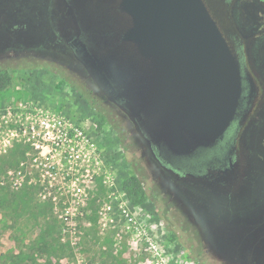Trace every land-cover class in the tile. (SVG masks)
<instances>
[{"label":"rangeland","instance_id":"rangeland-1","mask_svg":"<svg viewBox=\"0 0 264 264\" xmlns=\"http://www.w3.org/2000/svg\"><path fill=\"white\" fill-rule=\"evenodd\" d=\"M207 1L258 74L253 117L261 119L264 0ZM96 4L0 0V70L11 75L0 91V264H264V209L250 184L254 136L239 137L234 176L162 166L66 42L84 28L93 34ZM35 108L80 122L101 163L50 154L39 136L45 113ZM134 174L145 189L138 205L122 189Z\"/></svg>","mask_w":264,"mask_h":264},{"label":"water","instance_id":"water-1","mask_svg":"<svg viewBox=\"0 0 264 264\" xmlns=\"http://www.w3.org/2000/svg\"><path fill=\"white\" fill-rule=\"evenodd\" d=\"M116 6L123 25L115 29V44L146 69L139 108L147 110L149 127L176 145L184 129L199 137L221 135L236 115L242 73L207 2L118 0ZM66 42L93 79L105 73L104 61L84 41L69 36Z\"/></svg>","mask_w":264,"mask_h":264},{"label":"flooded vegetation","instance_id":"flooded-vegetation-1","mask_svg":"<svg viewBox=\"0 0 264 264\" xmlns=\"http://www.w3.org/2000/svg\"><path fill=\"white\" fill-rule=\"evenodd\" d=\"M205 1L230 45L238 54L242 73L243 90L236 115L221 135L199 137L184 129L183 139L180 145H176L168 137L157 135L149 127L150 118L147 110L144 107L139 108L144 99L143 90L136 79L144 68L143 64L136 58H134L135 64H132V61L125 62L127 56L122 52L117 53L120 49L115 44L114 33L116 27L119 29L123 25L116 6L118 0H85L87 3L96 2L97 4L92 7L100 12L101 16L94 23L96 29L94 28L93 34L89 35L88 28L83 27L80 34L73 32L70 35L71 41H84L89 49L104 61L105 73H97L94 78L101 92L122 110L124 116L129 119L130 131L140 135L158 162L177 174H187L200 179H209L225 173L234 176L238 157L237 141L243 131L253 135L254 138L248 141L249 155L252 153L249 163L250 184L254 191L252 196L256 206L262 210L264 209V130L262 129L264 117L261 119L253 117L261 100L258 74L251 69L243 43L236 32L230 27L226 28L209 2ZM249 77L255 83V89ZM259 107L264 112V107ZM256 127L261 128L258 132L252 133Z\"/></svg>","mask_w":264,"mask_h":264},{"label":"built area","instance_id":"built-area-1","mask_svg":"<svg viewBox=\"0 0 264 264\" xmlns=\"http://www.w3.org/2000/svg\"><path fill=\"white\" fill-rule=\"evenodd\" d=\"M35 111L36 114L45 113V118L41 119L42 128L40 129L39 136L41 135L42 139H44L43 144L50 147L49 153L51 150H54L56 152H53L52 155L59 154L69 162L76 164L86 161H93L97 165L101 163L100 153L97 150L96 144L86 133L85 128L80 122L72 121L56 113L50 112L49 114L47 111L44 112V110L36 108ZM43 144L41 145L43 146ZM36 145L37 147L40 146L38 143ZM87 170L88 172L90 171L89 168Z\"/></svg>","mask_w":264,"mask_h":264},{"label":"trees","instance_id":"trees-1","mask_svg":"<svg viewBox=\"0 0 264 264\" xmlns=\"http://www.w3.org/2000/svg\"><path fill=\"white\" fill-rule=\"evenodd\" d=\"M117 29V27H116ZM121 51H117V53H120ZM132 64H135L134 57L130 56L126 59V62H130ZM144 70V71H143ZM141 73L136 76L137 83L141 85L142 79L144 78V75L146 73V69L143 68ZM143 72V73H142ZM11 82V75L6 70H0V91L5 89ZM84 97V95H82ZM86 99V97H84ZM88 101V100H87ZM98 127H100L101 123L97 122ZM122 189L127 197V199L135 205L141 204L145 201V189L143 186V180L136 174L129 176L128 178H125L122 182ZM8 205H13V200L10 197H7L5 199Z\"/></svg>","mask_w":264,"mask_h":264},{"label":"crops","instance_id":"crops-1","mask_svg":"<svg viewBox=\"0 0 264 264\" xmlns=\"http://www.w3.org/2000/svg\"><path fill=\"white\" fill-rule=\"evenodd\" d=\"M54 89L56 90V89H58V88H54ZM80 101H82V100H80ZM79 103H80V102H79ZM84 104H85V102H84Z\"/></svg>","mask_w":264,"mask_h":264}]
</instances>
